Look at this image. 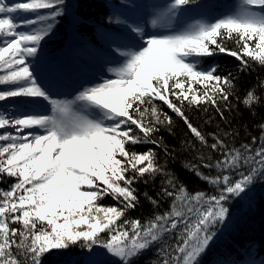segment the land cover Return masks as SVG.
Instances as JSON below:
<instances>
[{
	"label": "snow or ice",
	"instance_id": "6c2138e0",
	"mask_svg": "<svg viewBox=\"0 0 264 264\" xmlns=\"http://www.w3.org/2000/svg\"><path fill=\"white\" fill-rule=\"evenodd\" d=\"M197 3L171 0L151 22L166 34H146L139 23L110 18L129 31L109 49L108 63L115 66L107 72L115 78L101 74L72 99H58L40 81L35 62L42 41L64 14V0H23L13 6L0 0V84L15 85L0 90V102L34 98L0 105V180H15L0 189V264H77L62 259L74 245L86 250L84 264H138L153 246L162 254L160 264H203L217 233L231 221L234 202L251 207L253 185L264 182V124L259 141L254 136L251 144L235 148L216 136L208 145L182 107L185 101L207 103L224 118L220 102L229 101L236 78L220 75L216 65L202 68L189 57L225 53L240 62V71L250 70L252 61L264 65V0H241L234 15L198 19L171 31L176 18ZM17 13L32 15L17 19ZM227 39L238 47L229 49ZM157 99L183 119L202 145L220 153L202 165L215 175H205L198 165L191 169L214 193L189 192L156 163L153 150L138 153L126 147L158 144L152 134L172 125L171 117L154 105ZM260 99L253 90L243 103L251 108ZM149 108L154 119L145 122ZM156 175L166 177L159 195L172 199L171 210L144 223L127 219L128 210L139 204L134 184ZM144 195L158 207L157 199ZM105 196L119 206L99 204Z\"/></svg>",
	"mask_w": 264,
	"mask_h": 264
},
{
	"label": "trees",
	"instance_id": "16d2710c",
	"mask_svg": "<svg viewBox=\"0 0 264 264\" xmlns=\"http://www.w3.org/2000/svg\"><path fill=\"white\" fill-rule=\"evenodd\" d=\"M208 1L211 0H198L197 5ZM123 2V0H64V5H62L64 14L57 18V38L47 39L44 42V48L56 53L60 51V54L63 53L67 50L65 48L68 47V42L73 38V35L70 34L72 30L84 42L82 50L86 51L90 45H99V36L104 37L106 32L111 33L116 30L117 27L112 26L114 23L110 22V18L117 17V9L125 6ZM192 6L196 5L188 7ZM224 43L229 49L238 47L233 39H227ZM99 47L102 48V43ZM196 60L200 61L199 66L202 68L216 65L218 73L222 76L232 73L236 78L234 81L236 89L227 103L220 102L224 118H221L215 106L207 103L189 105L187 101L182 107L185 116L194 127L204 134L208 145L214 142L216 136L221 137L230 147L235 148H240L243 144H251L254 136L259 141L260 125L264 124V65L252 61L250 70L240 71V62L225 53L201 56ZM84 61L82 60V62ZM73 62L75 63V61ZM193 87L201 88L202 85ZM1 88L4 87L0 84V90ZM253 90L255 95L261 99L249 108L243 103V100L247 93ZM170 98L174 99L171 95ZM5 102H0V105ZM153 103L161 114L171 117L172 125L170 127L161 125L160 130L152 134L153 138L159 142L158 144H129L126 147L138 153H146L149 149L153 150L156 163L162 165L189 192L214 193V189L191 169L192 166L198 165L200 171L205 175H215L214 169L210 170L202 165L209 160L215 161L220 157V153L202 145L188 129L183 119L168 108L163 101L157 99ZM150 111L149 108L145 122L154 119L150 115ZM133 128L135 129V126ZM135 131L139 132V129H135ZM253 147L255 148V145ZM201 157L206 159L202 161ZM145 176L147 177L148 174ZM13 183H15L14 178L5 176L0 180V189L6 190ZM164 186H166V177L163 175H156L154 178L148 179L147 183L143 178L139 179L134 184L139 204L135 209L128 210L125 214L126 218L140 220L144 223L157 213L162 214L170 211L172 199L161 198L159 195ZM145 193L158 200V207L145 197ZM98 203L103 206H119L111 196H105ZM235 211L232 207L230 208L231 221H226L217 233L218 238L210 245L211 252L202 258L203 264H237L247 257L262 258L264 261V184L254 193L251 207L247 204L241 207L237 213H234ZM124 218L118 220L117 224L121 223ZM14 227H18V225H14ZM168 243H172V241L169 240ZM84 251L86 252L75 245L66 250L69 256L79 255ZM161 259L162 254H158L157 246H153L139 257L138 264H160Z\"/></svg>",
	"mask_w": 264,
	"mask_h": 264
},
{
	"label": "rangeland",
	"instance_id": "374dc122",
	"mask_svg": "<svg viewBox=\"0 0 264 264\" xmlns=\"http://www.w3.org/2000/svg\"><path fill=\"white\" fill-rule=\"evenodd\" d=\"M10 6H13L17 2H23V0H5ZM171 3V0H165L163 2L155 0H134V2L130 5V10H123L117 14V17L121 20H126L129 23H139L144 27L146 34H166L168 30L163 28H153L152 20L160 13L164 12L166 6ZM241 0H211L196 6L189 7L190 11L184 16H178L176 18V22L173 25L171 31H179L186 28L189 24L194 23L195 20H204L206 22L214 21L220 17L225 15H234L240 6ZM203 5L204 7H201ZM253 11H261L259 8L253 7ZM41 12L51 11L49 9H41ZM17 19L20 16H31L32 13H17L13 14ZM115 17V18H117ZM75 21V20H74ZM58 23V22H57ZM112 26L117 27V29L121 30V32H117L116 36L112 34H106L105 37L102 38V48L98 49L95 47L91 48V54L89 57V63H78L79 66L73 67L70 59L72 60L75 55H71V48H77L81 43V39L77 34L70 31V34L73 35V38L68 42V47L66 46L63 53H56L55 51H51L49 49L44 48V42L47 39L57 38V24L53 29L52 33L45 38L41 43L42 52L40 53L39 60L35 62L36 71L40 77V81L43 83L45 87L48 88L50 93L58 99H72L78 92L82 89L83 86L98 82L99 77L103 74L107 78H115L110 73L107 72L109 67H114L115 65L109 64L108 61L110 59V51L111 47H115L113 44V40H123L125 36L129 34L128 29L121 24L114 23ZM73 27V26H72ZM26 30V29H22ZM72 32V33H71ZM189 59L196 60L197 57H189ZM2 71H0L1 73ZM68 72L70 74H66ZM2 75V74H1ZM74 79V80H73ZM1 90H5L10 87H14L12 84H1ZM25 99H34V98H10L9 101H6L3 105L10 104L13 102H18ZM39 99V98H35ZM42 105L50 108V105L47 104L46 101L41 100ZM94 111V110H93ZM255 145V147H257ZM264 182L256 183L253 185L254 193H256L263 185ZM214 191V190H213ZM253 197V196H252ZM239 203H234L232 206L233 210H236L234 213H237L241 207L246 206L247 203L241 205ZM239 207V208H238ZM238 209V210H237ZM226 222V221H225ZM87 257V252H83L82 254L62 257L68 259H74L77 261V264H84V260ZM255 264H260V260H254ZM246 264H249L246 263Z\"/></svg>",
	"mask_w": 264,
	"mask_h": 264
}]
</instances>
